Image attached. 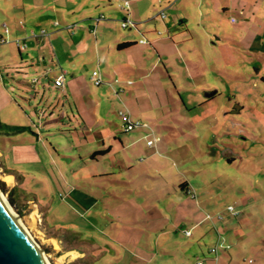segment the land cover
<instances>
[{
	"label": "rangeland",
	"instance_id": "rangeland-1",
	"mask_svg": "<svg viewBox=\"0 0 264 264\" xmlns=\"http://www.w3.org/2000/svg\"><path fill=\"white\" fill-rule=\"evenodd\" d=\"M97 1L0 0V36L7 39L0 44V123L28 127L15 135L0 132V190L9 201L12 195V205L52 264H194L197 258L203 264H217L216 259L209 260L215 257L219 264H264V10L258 2L264 0H242L250 11L246 23L239 10L221 7L230 0H206L202 8L208 9V20L203 24L206 33L220 38L214 45L206 43L203 30L197 27L200 0H174L170 6L155 2L149 16L162 9L169 21L171 14L179 13L187 19L180 29L188 27L190 33L176 36L179 41L186 39L174 52L164 33L163 38L169 40L162 58L167 68L162 63L157 66L159 61L152 67L156 55L148 50L132 56L131 65L128 55L119 59L123 60L120 65L129 64L123 73L112 66L113 57L120 54L109 51L107 62L100 59L98 54L106 49L97 54L94 40L109 34L111 47L119 31H127L119 21L127 7L124 0H110L112 6L102 10L103 5H95ZM149 2L139 1V10L147 9ZM232 2L237 6L240 1ZM101 13L104 16L94 35L87 25H95ZM231 17L237 23H231ZM239 23L246 25L239 27ZM15 40L27 43V48L19 50ZM62 62L75 64L83 74L81 92L63 94L54 86V73ZM94 70L103 73L100 86L91 79ZM148 72L151 78L141 80L139 74ZM125 79L131 84H125ZM114 80L119 81L115 86ZM119 87L125 89L116 94ZM214 90L218 92L212 98L204 96ZM91 99L105 102L106 117L98 124L87 114ZM74 101H79V112L93 123L90 129L78 115H71L70 107L77 114ZM118 110L126 111L140 126L124 132ZM149 118L153 119L150 123ZM106 125L119 137L149 135L140 142L147 145L152 140L153 147L148 146L145 153L154 152L155 161L135 165L132 172H126L123 163V174L116 167L120 162L115 161L113 175L95 179L87 174L90 167L82 165L79 174L82 168L72 156L95 151L92 138L98 131L105 133ZM33 133L42 136L39 143L27 137ZM29 141L38 144L36 155L25 147ZM114 147L116 156L117 141ZM106 167L100 160L97 168ZM10 173L13 178L8 177ZM120 180L142 183L140 188L146 192L138 196L143 203L158 198L164 210L125 209L115 198L106 203L104 197L111 196L95 186L110 185L117 196L128 197ZM152 182H159L160 188L166 182L164 191L156 186L151 189ZM183 182L189 184V193L181 191ZM67 186L76 188L75 193L101 198L88 214L79 216L71 205L75 194L66 195ZM35 202L46 207L45 217L44 208ZM172 205L177 207L172 209ZM161 214L182 223L177 232L172 229L170 235H159L164 225ZM148 216L157 219L155 231L144 228ZM203 217L192 229V237L182 233ZM166 226L169 229L168 222ZM56 227L76 231L78 236ZM137 228L146 230L141 233ZM89 241L104 248L91 249Z\"/></svg>",
	"mask_w": 264,
	"mask_h": 264
},
{
	"label": "crops",
	"instance_id": "crops-1",
	"mask_svg": "<svg viewBox=\"0 0 264 264\" xmlns=\"http://www.w3.org/2000/svg\"><path fill=\"white\" fill-rule=\"evenodd\" d=\"M99 1L100 2H98V1L95 2L96 3L95 5L98 6L97 8H101V5H103L102 10L105 9L107 7V5L109 7L112 6L110 0H108V2L107 1L104 2L102 0H99ZM127 1H128V7L123 10L124 12L120 13L121 18L119 20L121 24L123 23V21H126V20H128L130 22L126 27H121L120 26L121 28H125V29L127 28V31L125 33L122 32V31L121 32L119 31V33L111 41V44H112L111 47H109V41H107L108 40L107 38H109V36H110L109 34H107L108 35V37H107V36H104L103 33H102V37L103 36L104 37L102 38L103 40H100V41H98V38H95V40H94V45H95L94 48L95 49L94 50L96 51V53L98 54V51L101 50V48L102 49H106L101 54L99 53L98 57L100 59L104 57L106 62H107V57H108L107 52H109V51L112 52L113 51L114 55L115 54H120V55H116V56L113 57L116 62L112 66H113L114 70L118 69V71L121 70L122 73H123L124 70H127V68L129 67V64L130 65L132 64L130 62H131V59H133L134 55L136 57L137 54L142 55L145 52L147 53L148 50H151V52H154V54L156 55V60L153 62V64H151L152 67H154L156 65V63L159 61L157 66L160 63H162V65L165 68H167V66H166L167 63L166 64L164 63L165 59L164 60L162 59L163 56H165V54H164V49H165L164 47H166L165 43H166V41L168 42L169 40L172 41V42L169 43V44H171L170 46L172 48V52L177 51L178 43L180 44L186 38L184 37L182 40H180L181 41L180 42L176 38V36L179 35V36L182 37V36L185 35V33H190V31L188 30V27H186L184 30L180 29L183 26L187 25V23H186L187 19L181 17L179 13H173L170 16V20L166 21L165 20L166 18L164 17L162 9H160V12L149 16L150 10L153 9L152 7H153V4L155 2L168 4V6H170L171 2H173L174 0H127ZM139 1H147V3L150 1L149 2L150 5L148 4L147 9H145V10L144 9L143 10H139L140 9L139 4H138ZM205 1L206 0H200L199 1L200 2L199 6L201 8H202V6H204V2ZM232 1L230 0L229 3L228 2H222L221 3V7L223 9H228V10H229V7H233L234 11H238L239 10L238 14L244 15V20L243 21L245 23L246 22H250V20L248 19V17H249L248 13H250V11L248 10L249 6L247 5V3H245L242 0H239L240 1L239 5L234 6ZM258 2H259V5H261L262 9L264 10V3H262L261 1H258ZM235 8H237V9H235ZM206 10H208V9L206 8ZM206 10L204 11V9L202 8V10L199 11L198 16H199V23L201 24V26H200V24H198L197 27L200 29V30L198 29L199 31L203 30V34L202 35L207 39L206 43H210L211 45H214L213 43H215V41L219 40L220 38L217 36V34H215L214 36H215L216 39L214 40L213 39L214 36L212 37L211 33H209V32L206 33L205 32V31H207L206 30L207 26H206V24H203V23L206 22V20H208V18L206 16L207 15L206 14V12H207ZM103 16H104L103 13L98 14L99 19L98 18L96 19V24L95 25H91V24L87 25V28H89V31H93L94 35H97V28L99 27V24L101 22V18H103ZM160 18H161V21H156V20H158ZM151 20H154L153 24H150V26H147V22H149ZM230 21H231V23H237V19H235L234 17H231ZM239 24H240L239 27H243V25L244 26L246 25V24H242V23H239ZM104 26L106 27V25H103V27ZM82 29H84V28H82ZM101 31H103V29ZM148 32L149 33L155 32V33H157V35L155 34V35H149L148 36V35H146ZM164 33L167 34V39H169V40H165V37L163 38ZM189 35H190V37H192L191 34H189ZM125 42H130V44L128 46H122V47L118 46V45H121V44H123ZM26 48H27V46H26ZM125 55H128L126 57V61H127V63H129L127 66L120 65V63H122L123 60H119L122 57H124ZM135 59L136 58H134V60ZM62 63H60V66H59V69H58L59 71L54 73V78L56 76H58L59 74L64 73L65 79L63 80V84L61 86H55V85L54 86L56 88L61 89V92L63 94H66L67 92L68 93L75 92V89H77V91L79 90L81 92L82 89L84 88V85H83V83L81 81V78L83 77L82 76L83 74L82 73L80 74V71H79V69L77 70V68L75 67L76 66L75 64L70 65V64H65L64 62H62ZM82 66L85 68V63H83ZM131 70H134V68H131ZM148 71L150 72V69ZM149 72L147 74H145V73L139 74L141 80H143L144 78L145 79L151 78L152 75ZM98 74L100 76V79L102 80V83H104L103 79H102L103 73L99 71ZM168 77L171 80L172 77L170 75ZM124 82H125V84H131V81L129 79H125ZM113 83H114V86H115V84H118L119 81L118 80H114ZM113 83H112V85H113ZM114 86H112V87H114ZM175 88L177 89V87H175ZM124 89L125 88H123V87H119L118 89L115 88V90L114 89H112V90H114L116 92V94H118V93H121ZM217 92H218L217 90H214L212 92H210V91L209 92H204V96L207 97V98L208 97L212 98ZM78 102L79 101H74V107L77 110V114H75L73 112L72 108L70 107L71 115L73 116V118H76V115H78L79 118L82 120V125L84 127H88V126L91 127L93 125V123L90 124L88 122V120L86 119V117L82 113L79 112V106H78L79 103ZM91 102H92V105H91L90 111H88L86 109L87 110V114L91 115V117H93L94 121L96 122L95 124H98L102 120L103 117H106L103 114L104 109L106 110V108L104 106L105 102L102 99H100L99 101L91 99ZM124 104L127 105L126 102H124ZM120 110H122V108ZM120 110H118L117 113H118V116L120 117V119L122 120V118L120 116ZM109 112H110V110L107 111V114H109ZM52 114H53V112H51V115ZM67 116L69 118V115H67ZM107 118H108V116H107ZM130 118H131V120H133L132 116ZM149 121H153V119L149 118V120H147V122H149ZM96 126H98V125H96ZM102 126H105V125L102 124ZM106 126H107V129L105 130V133H102V132L98 131L97 132L98 135L96 137L92 138V143L95 145V148L97 147V149H95V151H93L92 153L87 151V153H84L82 155L78 154L79 153L78 152L77 154L72 156V158L76 159V161L78 163V166H80L81 168H82V165L85 166V167H90L89 168V172L87 173L88 175H90L94 179L97 178V177L106 176L108 174L109 175H113L114 172H115V168L119 167V169H120V167L122 166L123 163L127 166L128 171H126V172H130V171L132 172V171H134L136 169L135 165L139 166V164L145 162L146 160H149L151 162L155 161L156 154L154 152H151L149 154L145 153V149L148 148V146L149 147L151 146V148L153 146L152 145H148V144L147 145L146 144L143 145L140 142L141 139L144 140V139H146L147 136L149 137V135H147V134L144 135L143 134L142 136H134V137H131V138L119 137V136H116L114 134V131H111V129L109 128L108 125H106ZM123 126L124 125H123V122H122V125H120V127H121V129L124 132H126V130L124 129ZM138 126H140V125H138ZM90 127H88V129H90ZM134 129H132V130H134ZM132 130H130V131H132ZM130 131H128V132H130ZM33 134L34 135H33L32 138L30 137V135L27 136V137L31 141H33L34 143H39V141L42 140V136L40 134H38V133H33ZM84 139L87 140L86 138H84ZM31 141H29L28 144H26L27 146L25 145V147L30 148V150H29L30 152L29 153H31L32 155H36L35 148L37 147L38 144H33V142H31ZM115 141H117L118 145L120 146V150H121V152H120V150L118 151V154H116V156L114 155L115 152L117 151V150H115V147H114ZM100 144H101L102 148H98V146H100ZM42 145H43L44 149L46 150V152H48V154H50L51 153L49 151L50 149L46 146V144L43 143ZM49 145L52 146V143H50ZM75 148H76V146H75ZM52 149H54V152L57 151L54 146H52ZM100 150H106V151L103 154H98V155H95V156L93 155L95 152L100 151ZM56 155H58L57 152H56ZM113 156H114L115 159L113 158ZM100 160H103V161L106 162V166L107 167L105 169H101L100 170V169L97 168L98 163H99ZM115 161H116V163L120 162V164H117V166H116ZM82 170H84V169L82 168V169L78 170L79 174L83 173ZM122 171L123 170L121 168L118 172H121V174H123ZM148 172H149V170H148ZM156 173L159 174L158 172H156ZM145 175H147L148 177H151L148 173L145 174ZM10 176H12V178H13V174L10 173V175H8V177H10ZM159 176H160V174H159ZM120 181L125 183V187H123L122 191H125L126 193H128V195H129L128 197L126 195L117 196L115 194V190L110 185L105 186V187L104 186L100 187L98 185L95 186L98 189L101 188L103 190V192H107V194H109L112 197V198L109 197V196L104 197V199H106L105 200L106 203H107V201L109 203H111V200L113 198H115V199H120L121 200V203H119V204H120V206H123V208H125V209L127 207H130V208L136 209V210H138L140 212L142 210L146 211L148 209L149 211H155V213H158V212L164 210V208L162 207L163 205H161V206L159 205L160 202L158 201V198H155V200L153 198H150L148 200V202H146L145 204L143 203L142 198L138 196V193L140 191H145L146 190V189L140 188L143 185L142 183H141V186H140L137 183H131V181H126V180H120ZM163 185L166 187V182H163ZM154 186L157 187L156 190L164 191L163 188H165V187L163 186V188H160L159 182H155V183L152 182V185H151L150 188L152 189ZM181 186H182V188H180L181 191L189 193V190L191 188H190V186H189V184L187 182H183L181 184ZM172 187H173L172 188V192H174L175 191V187H176L175 183H172ZM75 189L76 188L73 189V187L69 188L68 186L66 188V195L70 196V194H73V193L75 194L74 195L75 198L72 201V202H75V203L71 204L73 209H74V213L79 215V216H82L83 212L88 214L90 212L91 208L96 206V204L98 203V201H99V199L101 197H98V196H95V195L93 196V195H89V194L88 195H84L83 193H80V192L79 193L78 192L75 193L74 192ZM38 206L41 207V208H44L43 209V216H44V214L46 213V210H47L46 207L40 206V205H38ZM109 206L111 208H113L114 204H109ZM77 207H80V208L78 209ZM175 207H177V206L172 205L171 208L174 209ZM160 217H161L160 219L162 220V222H164V225L166 226L167 222H168V226H169V229H167V226L162 228V226H164V225L161 224V228H160V230H161L160 232L161 233L159 234L161 236H163V235L166 236L168 234L170 235V233H172V229H174V231L177 232L178 228H180L181 225H182V223L181 222L179 223L178 220L177 221L174 220L172 218V216H171V218H168L165 214H163V215L161 214ZM204 218L205 217H203L202 219H200L199 221L194 223L191 228L190 227L189 228L188 227L183 228L182 233L186 237H192V229L197 227L198 223L201 222ZM155 220H157V219L156 218L152 219V216H151V218H149V216L146 217V220H144V223H143L144 226H145L144 228L148 229L149 231H151L152 228L154 229L155 226H153V224L156 223ZM128 222H132V221H128ZM159 227H160V225H159ZM53 228H55V227H53ZM56 229L67 230L69 232H75L76 236H78V233L76 231H72L70 229H63V228H60V227L59 228L56 227ZM137 230L140 231L141 233L145 232V230H141V228H137ZM185 230H190V234L186 235L184 233ZM154 231H155V229H154ZM235 231H237V230H235V229L232 230L233 233ZM218 236H219L218 243L221 244L222 240H220V239L222 238V235L219 234ZM230 239H231V237H230ZM89 242L91 244L90 245L91 249H94V248L95 249H97V248L103 249L104 248L103 245H100V244L98 245V244H95V243L93 244L92 241H89ZM169 242H170V240H169ZM224 253H228V252L224 251ZM215 259L217 261V264H219L218 263L219 258H217V257L209 258L210 262H212ZM197 260H198V258L196 259V261Z\"/></svg>",
	"mask_w": 264,
	"mask_h": 264
},
{
	"label": "water",
	"instance_id": "water-1",
	"mask_svg": "<svg viewBox=\"0 0 264 264\" xmlns=\"http://www.w3.org/2000/svg\"><path fill=\"white\" fill-rule=\"evenodd\" d=\"M15 212L21 217L12 203ZM0 264H45L16 218L0 199Z\"/></svg>",
	"mask_w": 264,
	"mask_h": 264
},
{
	"label": "built area",
	"instance_id": "built-area-1",
	"mask_svg": "<svg viewBox=\"0 0 264 264\" xmlns=\"http://www.w3.org/2000/svg\"><path fill=\"white\" fill-rule=\"evenodd\" d=\"M124 6L125 7H128V1L127 0H124ZM102 17V16H101ZM130 22L128 20L126 21H123V23L121 24L122 27H126ZM7 31V30H5ZM7 42V39L6 37L4 36H0V44L2 43H6ZM16 42V46L19 48V50H23L26 48V43H21L20 40H15ZM65 79V75L64 73H61L59 74L58 76H56L54 78V85L55 86H61L63 84V80ZM91 79L94 81V83L96 84V86H99L101 83H102V80L100 79V76L97 72V70H94L92 73H91ZM120 116L123 120V127L124 129L128 132L132 129H134L135 127H137L139 125V121L137 122H133L129 116V114L126 112V111H120ZM147 144L148 145H152L153 142L152 140H148L147 141ZM228 210L232 211L233 208L231 206H228ZM184 233L186 235H189L190 234V230H185ZM216 250V249H214ZM194 264H203L202 260L198 259Z\"/></svg>",
	"mask_w": 264,
	"mask_h": 264
},
{
	"label": "bare ground",
	"instance_id": "bare-ground-1",
	"mask_svg": "<svg viewBox=\"0 0 264 264\" xmlns=\"http://www.w3.org/2000/svg\"><path fill=\"white\" fill-rule=\"evenodd\" d=\"M0 199H1V202L10 211L11 215L16 218L18 224L22 227L23 231L25 232V235H27V238H29V240L31 241L33 246L36 249L40 250L41 257L43 258V261L45 262V264H52L49 261V259H48V255L45 254L43 251H41L42 249H41L40 245L35 241L33 235L31 234V231L27 228V226H26L25 222L23 221V219H21V217L15 212V210H13L12 206L8 203V198L6 197L5 194L2 193L1 190H0Z\"/></svg>",
	"mask_w": 264,
	"mask_h": 264
},
{
	"label": "trees",
	"instance_id": "trees-1",
	"mask_svg": "<svg viewBox=\"0 0 264 264\" xmlns=\"http://www.w3.org/2000/svg\"><path fill=\"white\" fill-rule=\"evenodd\" d=\"M130 44V42H125L121 45H118L119 47L122 46H128ZM26 129H28V127L26 126H14V125H7V124H1L0 123V132L6 134V135H11V134H18L21 132H24ZM106 150H100L95 152L93 155H98V154H103L105 153ZM182 187V186H181ZM14 199L12 198V195H10V201L12 202V204H14Z\"/></svg>",
	"mask_w": 264,
	"mask_h": 264
}]
</instances>
